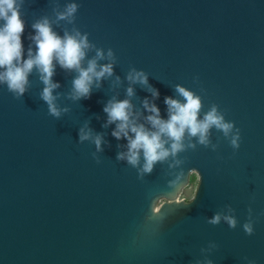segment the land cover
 I'll return each instance as SVG.
<instances>
[{
  "label": "water",
  "instance_id": "obj_1",
  "mask_svg": "<svg viewBox=\"0 0 264 264\" xmlns=\"http://www.w3.org/2000/svg\"><path fill=\"white\" fill-rule=\"evenodd\" d=\"M69 2L26 0L25 49L31 25L47 17L60 35L75 28L97 48H111L122 84L113 89L104 81L91 99L74 103L66 97L76 73L57 67L59 103L70 109L59 120L39 99L43 84L35 71L22 99L0 88V264H195L209 242L218 246L214 264H242L243 257L264 264V216L253 236L242 230L249 207L264 213V0H76L74 23L57 21L55 12ZM131 67L149 74L164 118V97L178 98L175 85L198 95L203 88V110L215 103L226 112L241 131L240 149L233 154L213 129L218 151L197 146L180 154L185 163L177 168L169 160L140 177L117 161L124 150L117 145L126 142L111 136L114 125L102 127V109L113 95L126 98ZM145 97L135 86L133 104ZM84 123L105 140L99 164L95 146L78 143ZM189 169L200 173L193 202L166 206L162 222L153 221L155 200ZM228 205L237 229L207 224Z\"/></svg>",
  "mask_w": 264,
  "mask_h": 264
},
{
  "label": "clouds",
  "instance_id": "obj_2",
  "mask_svg": "<svg viewBox=\"0 0 264 264\" xmlns=\"http://www.w3.org/2000/svg\"><path fill=\"white\" fill-rule=\"evenodd\" d=\"M26 0H0V88H6L16 99L28 93L30 87L29 77L35 71L43 84L39 92V99L46 104L48 114L59 120L70 109L61 107L60 94L57 89L61 87L53 77L56 69L75 72L72 87L66 99L74 103L91 99L94 89H100L104 81L111 80L112 88L121 86L120 76L115 75L114 69L117 57L111 48L105 52L90 43L87 33L73 28L64 31L63 35L53 28V22L47 17L39 19L31 25L34 35L26 37L31 43L25 49L24 34L26 21L23 18V7ZM80 4L71 0L62 10L55 12L57 21H66L72 24L79 11ZM94 51L95 55L88 58V53ZM104 63H101V62ZM115 77L114 79H112ZM128 87L124 99L118 94L113 95L103 107L106 122L102 125L108 128L114 125L111 136L116 141H125L117 147L124 150L116 155L117 161L125 162L133 169H137L140 177L151 175L157 165H162L169 160V168H177L185 163L178 159L180 154L189 150L196 151L197 146L217 152L219 144L211 141V131L215 129L222 133L223 140L235 154L241 146V131L235 123L226 119V112L221 111L215 103L208 110H203V95L189 90L179 84L175 85L178 98L165 96L163 103L166 105L167 118L162 117L156 101L160 99V92L149 83V74L143 70L131 67L125 77ZM194 83H199V78L194 77ZM141 86L150 94L140 101V106L133 104L135 86ZM88 143L95 146L92 158L97 164L100 161L96 153L103 151L105 140L102 134H97L88 123L78 129V143ZM199 173L196 169L187 172L180 171L170 180L166 195L155 200L151 209V218L155 222H162V210L167 206L179 207L190 205L192 201L185 202L183 192L187 187L190 175ZM200 174V173H199ZM174 198H169L172 194ZM264 213L255 215L251 207L248 208L246 222L242 225L243 232L251 237L254 235L255 225ZM207 224L218 226L224 223L229 229L235 230L239 225L235 210L226 206L206 219ZM215 242H209L200 249V258L195 264H214L210 259L217 250ZM242 264H256L255 260L248 257L242 258Z\"/></svg>",
  "mask_w": 264,
  "mask_h": 264
},
{
  "label": "rangeland",
  "instance_id": "obj_3",
  "mask_svg": "<svg viewBox=\"0 0 264 264\" xmlns=\"http://www.w3.org/2000/svg\"><path fill=\"white\" fill-rule=\"evenodd\" d=\"M196 182H197V176L196 174H192L189 176L187 181V187L185 191L183 192L184 201L188 202L191 200L193 193L196 188Z\"/></svg>",
  "mask_w": 264,
  "mask_h": 264
}]
</instances>
